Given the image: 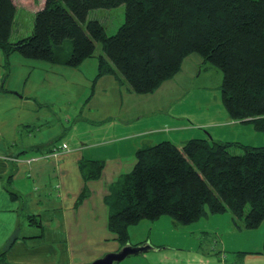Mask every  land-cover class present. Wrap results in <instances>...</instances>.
Returning <instances> with one entry per match:
<instances>
[{"label":"trees","instance_id":"trees-1","mask_svg":"<svg viewBox=\"0 0 264 264\" xmlns=\"http://www.w3.org/2000/svg\"><path fill=\"white\" fill-rule=\"evenodd\" d=\"M15 0H0V47L8 55L77 66L98 59L97 75L111 74L128 90L154 91L179 70L191 52L222 72L223 106L233 119L264 133V0H44L31 33L10 41ZM124 4V20L107 33L90 9ZM101 52L95 54L97 45ZM231 146L242 148L232 153ZM133 167L105 196L108 230L121 245L127 227L143 218L170 215L176 223L211 213H231L257 227L264 218V144L190 137L137 148ZM104 161L82 159L84 181L100 177ZM87 195L84 185L79 199ZM12 198L17 194L11 191ZM0 252L2 256L11 246ZM264 253V239L261 251Z\"/></svg>","mask_w":264,"mask_h":264},{"label":"crops","instance_id":"crops-1","mask_svg":"<svg viewBox=\"0 0 264 264\" xmlns=\"http://www.w3.org/2000/svg\"><path fill=\"white\" fill-rule=\"evenodd\" d=\"M97 73L95 56L69 66L6 55L0 47V252L12 242L4 264H86L119 250L123 245L107 227L105 196L133 167L137 148L206 136L180 132L186 125L174 133L142 129L143 114L133 113L132 100L163 108L180 92L160 90L162 82L152 91L157 98L132 94L113 75ZM92 79L94 98L75 118V101ZM82 159L103 160L100 177L84 181ZM84 185L87 195L79 199Z\"/></svg>","mask_w":264,"mask_h":264},{"label":"rangeland","instance_id":"rangeland-1","mask_svg":"<svg viewBox=\"0 0 264 264\" xmlns=\"http://www.w3.org/2000/svg\"><path fill=\"white\" fill-rule=\"evenodd\" d=\"M39 3L40 0H15L10 41L31 33L34 12L41 5ZM87 18L98 19L107 33H114L124 20V4L90 9ZM99 52L98 44L95 54ZM221 81L222 72L218 67L204 61L199 53L191 52L182 59L179 70L163 81V88L160 87V90L170 94L179 91L178 98L163 108H156L158 104L151 101L139 107L136 104L138 99L132 100L137 108L133 113L143 114L138 123L142 129H153L156 133H174L180 131V126L186 125L180 132L205 134L214 140L254 146L264 144L263 131L256 129L251 121L233 119L225 110ZM96 83L97 80L92 79L90 87L85 88L75 101V118L84 101L89 96L94 98ZM122 85L126 88L125 84ZM74 91L79 92L77 89ZM157 92H148L147 97L154 93L157 98ZM138 98L143 100L144 97ZM229 149L232 153L242 152L238 146ZM127 234V245L146 248L114 264H264V253L258 252L264 239V218L257 227L246 228L236 223L228 211L211 213L207 205L197 220L176 223L170 215L161 214L156 219L143 218L128 225Z\"/></svg>","mask_w":264,"mask_h":264},{"label":"water","instance_id":"water-1","mask_svg":"<svg viewBox=\"0 0 264 264\" xmlns=\"http://www.w3.org/2000/svg\"><path fill=\"white\" fill-rule=\"evenodd\" d=\"M146 246L125 244L119 250L113 252H107L101 257L94 259L90 263L86 264H113V262H119L129 254L138 253L143 251Z\"/></svg>","mask_w":264,"mask_h":264}]
</instances>
